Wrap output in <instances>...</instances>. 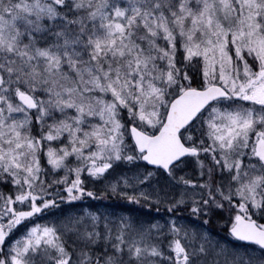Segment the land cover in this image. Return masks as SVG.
<instances>
[{"label":"snow or ice","instance_id":"1","mask_svg":"<svg viewBox=\"0 0 264 264\" xmlns=\"http://www.w3.org/2000/svg\"><path fill=\"white\" fill-rule=\"evenodd\" d=\"M0 264H264V0H0Z\"/></svg>","mask_w":264,"mask_h":264},{"label":"rangeland","instance_id":"2","mask_svg":"<svg viewBox=\"0 0 264 264\" xmlns=\"http://www.w3.org/2000/svg\"><path fill=\"white\" fill-rule=\"evenodd\" d=\"M108 203H104V202H107ZM103 202V203H102ZM114 202H118L116 200V198H113L111 200H107V199H104V200H100L99 202H94L93 203V208H100L102 211L105 209V208H108V209H111L115 206V203ZM218 224L216 222H210L209 225L207 226L211 231L212 233L215 235V234H219L221 237H224L225 236V232L224 230L222 229L221 225L220 226H217Z\"/></svg>","mask_w":264,"mask_h":264},{"label":"trees","instance_id":"3","mask_svg":"<svg viewBox=\"0 0 264 264\" xmlns=\"http://www.w3.org/2000/svg\"><path fill=\"white\" fill-rule=\"evenodd\" d=\"M103 203V202H102ZM104 203H108V201L107 202H104ZM115 204H117V203H122V202H120V201H118V202H114Z\"/></svg>","mask_w":264,"mask_h":264}]
</instances>
